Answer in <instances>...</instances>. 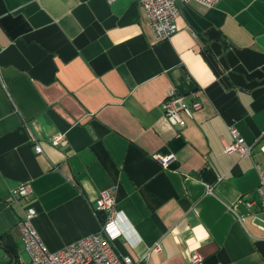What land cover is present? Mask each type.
<instances>
[{
	"label": "crops",
	"instance_id": "0c3cea01",
	"mask_svg": "<svg viewBox=\"0 0 264 264\" xmlns=\"http://www.w3.org/2000/svg\"><path fill=\"white\" fill-rule=\"evenodd\" d=\"M180 10L158 41L139 0H0V264L28 258L27 204L58 250L99 231L111 185L115 246L135 264H189L196 251L205 264H264V0ZM172 91L202 102L185 127L161 108ZM232 125L252 156L225 151ZM59 133L68 143L53 146ZM21 183L32 193L10 201Z\"/></svg>",
	"mask_w": 264,
	"mask_h": 264
},
{
	"label": "built area",
	"instance_id": "2783aa9c",
	"mask_svg": "<svg viewBox=\"0 0 264 264\" xmlns=\"http://www.w3.org/2000/svg\"><path fill=\"white\" fill-rule=\"evenodd\" d=\"M114 1V0H109ZM192 1L200 2L206 7H214L220 0H139L141 6L148 14L151 29L156 40L169 39L178 31L177 19L180 15V4ZM202 107L198 97L188 100L186 95L174 91L170 92L161 103L164 115L175 126L185 127L187 119L192 118L194 113ZM233 136L231 143L225 144V151H235L241 156L253 154V145L245 143L239 129L232 125L230 128ZM53 146H64L68 140L64 134L53 135L50 139ZM261 141H258L257 144ZM35 151L43 154V147L35 142ZM264 151V144L260 145ZM158 160L164 167H168L173 155H157ZM259 185L256 188V202L264 215V169L258 170ZM116 185H111L100 192L95 211L103 214L99 231L89 234L80 240L71 243L58 250H51L37 230L34 219L37 210L31 204H27L24 215L19 220L24 251L28 258L19 255L14 264H135L130 255L120 253L115 240L123 231L120 226V213L116 209L115 202ZM208 192H213V187H208ZM32 193L29 183H21L12 193L10 201L18 197H27ZM255 201L248 203L252 206ZM160 246L154 247L153 251H159ZM151 252H148V255ZM189 264H205L204 256L199 252H193L189 258Z\"/></svg>",
	"mask_w": 264,
	"mask_h": 264
},
{
	"label": "trees",
	"instance_id": "16d2710c",
	"mask_svg": "<svg viewBox=\"0 0 264 264\" xmlns=\"http://www.w3.org/2000/svg\"><path fill=\"white\" fill-rule=\"evenodd\" d=\"M98 216H99V219H100V221H101V222H103L105 217H104V216H102V214H101V213H99V214H98Z\"/></svg>",
	"mask_w": 264,
	"mask_h": 264
},
{
	"label": "bare ground",
	"instance_id": "6f19581e",
	"mask_svg": "<svg viewBox=\"0 0 264 264\" xmlns=\"http://www.w3.org/2000/svg\"><path fill=\"white\" fill-rule=\"evenodd\" d=\"M97 213V212H96ZM97 215H98V213H97Z\"/></svg>",
	"mask_w": 264,
	"mask_h": 264
}]
</instances>
